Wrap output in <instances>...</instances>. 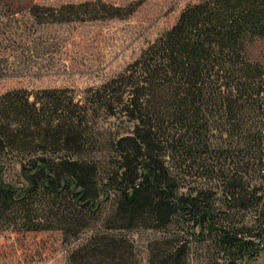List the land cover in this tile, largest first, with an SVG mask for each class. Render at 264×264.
I'll return each mask as SVG.
<instances>
[{
    "label": "trees",
    "instance_id": "trees-1",
    "mask_svg": "<svg viewBox=\"0 0 264 264\" xmlns=\"http://www.w3.org/2000/svg\"><path fill=\"white\" fill-rule=\"evenodd\" d=\"M0 6L61 25L125 19L136 3ZM100 116L129 126L111 130ZM248 210L263 215L252 238L236 226ZM263 213L264 0L187 5L120 73L81 97L68 88L0 95V232L56 231L68 245L92 229L68 264H140L119 233L170 227L182 236L154 242L148 264H186L183 238L195 228L224 264H242L264 237Z\"/></svg>",
    "mask_w": 264,
    "mask_h": 264
},
{
    "label": "rangeland",
    "instance_id": "rangeland-1",
    "mask_svg": "<svg viewBox=\"0 0 264 264\" xmlns=\"http://www.w3.org/2000/svg\"><path fill=\"white\" fill-rule=\"evenodd\" d=\"M85 1L95 0H33V3L54 7ZM101 1L115 6L136 3V7L125 19L38 25L24 12L4 15L0 6V95L12 89L68 88L81 97L86 89L97 87L120 73L150 42L175 24L187 5L200 0ZM259 47L256 46L255 55L259 54ZM98 120L111 130L129 126L114 118L100 116ZM242 213L236 215V226L252 230V238L261 228L263 215L259 210ZM169 231L136 229L119 234L132 243L140 264H148L149 248L154 242L165 241L171 234L182 236L175 227ZM91 232L92 229L86 230L80 240L89 237ZM192 233L198 234V229L188 231L183 238L188 242L186 264L225 263V257L210 238L196 240ZM80 240L67 245L56 231H1L0 264H68L69 253ZM263 244L257 259L246 258L242 264H264Z\"/></svg>",
    "mask_w": 264,
    "mask_h": 264
},
{
    "label": "flooded vegetation",
    "instance_id": "flooded-vegetation-1",
    "mask_svg": "<svg viewBox=\"0 0 264 264\" xmlns=\"http://www.w3.org/2000/svg\"><path fill=\"white\" fill-rule=\"evenodd\" d=\"M260 252H262V250L260 249V246H257L256 249L253 252H251L250 259L251 260L257 259V257L260 254ZM245 256H248V255H245Z\"/></svg>",
    "mask_w": 264,
    "mask_h": 264
},
{
    "label": "built area",
    "instance_id": "built-area-1",
    "mask_svg": "<svg viewBox=\"0 0 264 264\" xmlns=\"http://www.w3.org/2000/svg\"><path fill=\"white\" fill-rule=\"evenodd\" d=\"M254 243H255L256 245L261 246V245L263 244V239H259V238H257V239L254 240Z\"/></svg>",
    "mask_w": 264,
    "mask_h": 264
},
{
    "label": "water",
    "instance_id": "water-1",
    "mask_svg": "<svg viewBox=\"0 0 264 264\" xmlns=\"http://www.w3.org/2000/svg\"><path fill=\"white\" fill-rule=\"evenodd\" d=\"M263 242H264V238H263ZM262 249H264V244L262 246ZM227 264H238L237 262L235 261H229Z\"/></svg>",
    "mask_w": 264,
    "mask_h": 264
}]
</instances>
